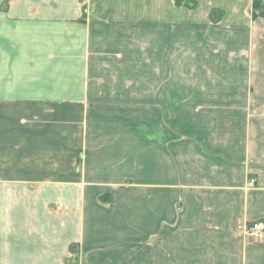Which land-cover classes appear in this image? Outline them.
<instances>
[{"label":"crops","instance_id":"0c3cea01","mask_svg":"<svg viewBox=\"0 0 264 264\" xmlns=\"http://www.w3.org/2000/svg\"><path fill=\"white\" fill-rule=\"evenodd\" d=\"M147 3L0 0V264H264V57Z\"/></svg>","mask_w":264,"mask_h":264},{"label":"rangeland","instance_id":"374dc122","mask_svg":"<svg viewBox=\"0 0 264 264\" xmlns=\"http://www.w3.org/2000/svg\"><path fill=\"white\" fill-rule=\"evenodd\" d=\"M154 2L157 0H138V6L144 5V8L150 9V6L147 2ZM253 1L254 0H159L158 9H166L168 12L171 11L173 15L172 17H169V20L174 21V30L180 29V24L182 22H186L190 20L191 22V28L198 29V24L202 18L207 19L208 27H203V33L202 36L205 37L206 35L210 33H214V31L217 32L216 39H215V49L213 54H217L218 56L216 58H208L209 60H215L213 62L216 67L221 66L220 64L225 63V61H235L236 59L240 58L239 51L232 50V49H242L244 48V54L241 55V57L247 58L250 51L252 52H258V58L263 59L264 57V6L263 8H260V10L257 12L259 14L258 17L254 16V9H253ZM264 2V0H263ZM88 5H90V2H88ZM146 3V5H145ZM171 4L173 6H171ZM159 21L162 20L161 17H157ZM216 21V22H215ZM201 23V22H200ZM170 24V23H169ZM211 24L216 26H211ZM230 25L238 26L236 29L240 30L238 35H236L235 32H233V38L231 42L234 44L231 45V43L227 40L225 33H220L219 30H216L220 27H224V31L228 32L230 29ZM161 27H166V25H163ZM196 29V30H197ZM147 30H150L148 27ZM231 31V29H230ZM233 31V30H232ZM236 31V32H237ZM146 33V32H145ZM139 34L138 37L140 39L146 41L144 38V34ZM177 33V31H176ZM221 34V35H219ZM178 34H175V36ZM194 35V34H193ZM205 35V36H204ZM174 39V37H173ZM193 38V42H194ZM199 43V39L197 40L196 44ZM244 45L243 47H241ZM141 47V46H140ZM148 46H144L146 48ZM229 47V49H228ZM240 47V48H238ZM143 49V48H142ZM140 49V50H142ZM228 49V50H227ZM208 50V49H207ZM166 52V50H163ZM179 51V49H177ZM176 51V52H177ZM230 51V55H225L227 52ZM141 52H144V54H141L138 51V59H142V61H138V66L147 68V66L151 63L150 59H152V51L150 49H146V51L142 50ZM226 52V53H225ZM161 54V50H159V55ZM253 55V54H252ZM224 56V57H223ZM248 56V59H249ZM207 57H210L207 56ZM219 57V58H218ZM254 57V55H253ZM165 58V57H164ZM176 58H178L176 56ZM181 61L183 60V57ZM147 62V64H144V62ZM180 61V62H181ZM217 61V62H216ZM254 61L257 62L258 60L254 57ZM163 68V67H162ZM257 69V66H256ZM140 71H142V74H140ZM188 72H195V71H185L183 70L182 66L176 67L175 74H185ZM211 72V70L209 71ZM219 72H222L220 70ZM258 72H264V70H258ZM150 73L151 71L140 69L138 68V77L139 76H146L147 78H143L144 80L138 79V90L142 89H150ZM255 89H264V83H260V81H255L252 83Z\"/></svg>","mask_w":264,"mask_h":264},{"label":"built area","instance_id":"2783aa9c","mask_svg":"<svg viewBox=\"0 0 264 264\" xmlns=\"http://www.w3.org/2000/svg\"><path fill=\"white\" fill-rule=\"evenodd\" d=\"M255 185L256 179H251L249 186L253 187ZM239 228L246 237L255 242L259 241L264 235V224L260 221L253 223L251 227L240 226Z\"/></svg>","mask_w":264,"mask_h":264},{"label":"trees","instance_id":"16d2710c","mask_svg":"<svg viewBox=\"0 0 264 264\" xmlns=\"http://www.w3.org/2000/svg\"><path fill=\"white\" fill-rule=\"evenodd\" d=\"M262 6H264L263 0H254L253 1L254 16H256V17L259 16V14H257V12L260 10V8H263ZM108 196H109L108 194L102 195L101 196V200L102 201H107L106 198H108Z\"/></svg>","mask_w":264,"mask_h":264}]
</instances>
